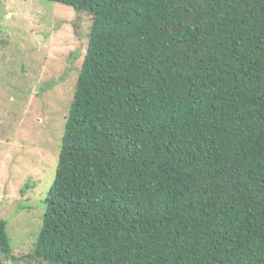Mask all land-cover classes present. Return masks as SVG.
I'll return each instance as SVG.
<instances>
[{"label": "trees", "instance_id": "trees-1", "mask_svg": "<svg viewBox=\"0 0 264 264\" xmlns=\"http://www.w3.org/2000/svg\"><path fill=\"white\" fill-rule=\"evenodd\" d=\"M49 1L93 21L31 256L264 264V0Z\"/></svg>", "mask_w": 264, "mask_h": 264}, {"label": "rangeland", "instance_id": "rangeland-1", "mask_svg": "<svg viewBox=\"0 0 264 264\" xmlns=\"http://www.w3.org/2000/svg\"><path fill=\"white\" fill-rule=\"evenodd\" d=\"M92 21L56 1L0 0V217L12 244L0 251L4 264H47L31 255Z\"/></svg>", "mask_w": 264, "mask_h": 264}]
</instances>
